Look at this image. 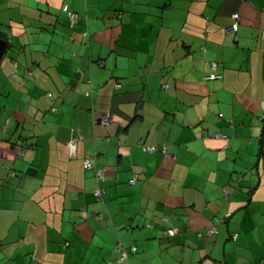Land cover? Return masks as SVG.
Instances as JSON below:
<instances>
[{
    "label": "crops",
    "instance_id": "obj_1",
    "mask_svg": "<svg viewBox=\"0 0 264 264\" xmlns=\"http://www.w3.org/2000/svg\"><path fill=\"white\" fill-rule=\"evenodd\" d=\"M0 39V264H264V0H0Z\"/></svg>",
    "mask_w": 264,
    "mask_h": 264
},
{
    "label": "built area",
    "instance_id": "obj_2",
    "mask_svg": "<svg viewBox=\"0 0 264 264\" xmlns=\"http://www.w3.org/2000/svg\"><path fill=\"white\" fill-rule=\"evenodd\" d=\"M63 10L67 11L68 16L70 17V20H71L70 23L73 24L78 15L75 12L69 10V8L66 4L63 6ZM232 17H233L234 21L228 27H226V31H228V32H235L237 30V27H238L239 13L237 11H234L232 13ZM216 65H217L216 62H211V69L214 70L216 68ZM218 77H220V74H218L215 71H211L206 76V78H208V79H213V78H218ZM263 105H264V102H263ZM53 110H56V108L53 107ZM220 116H221V114H220ZM98 121L101 125L108 126L112 121V115L110 113H103V114H101ZM215 136L216 137H224V135L222 133H216ZM79 140H80V137L75 136V137L69 138V140L67 141L69 153H70V156H72V157H75L77 155ZM103 140L106 142L108 140V138L105 137V138H103ZM139 143L144 150L149 151V152L158 151V150H160L162 153H165V154L166 153L168 154V152H169L167 149L166 143H163L161 146H158L155 144H146V143H143L142 141H140ZM19 153L22 154V151H20ZM83 166L85 168H94L95 177H96V180L98 182H102L105 179L107 169L105 167H97L95 165V163L91 160V158H85L83 160ZM137 177H138L137 174L133 173L131 178L129 179V182L131 184H135L137 181ZM102 190H103V188L101 186H98L94 191L95 196L100 197ZM229 215H230V213H227L226 217H228ZM101 217H102L101 214L98 215V218H101ZM218 220L219 219H217V222H218ZM176 231L177 230L175 228L169 227L166 229V234H167V236H173L176 233ZM207 233L208 234H217L218 233L217 225L215 224L211 228H209L207 230ZM235 237H236V234H234V238ZM131 251L135 252L136 246H132ZM127 254H128V252L123 250L120 253V258H124L125 256H127ZM257 264H262V262H258Z\"/></svg>",
    "mask_w": 264,
    "mask_h": 264
},
{
    "label": "water",
    "instance_id": "obj_3",
    "mask_svg": "<svg viewBox=\"0 0 264 264\" xmlns=\"http://www.w3.org/2000/svg\"><path fill=\"white\" fill-rule=\"evenodd\" d=\"M7 49V42L0 39V58L4 55Z\"/></svg>",
    "mask_w": 264,
    "mask_h": 264
},
{
    "label": "trees",
    "instance_id": "obj_4",
    "mask_svg": "<svg viewBox=\"0 0 264 264\" xmlns=\"http://www.w3.org/2000/svg\"><path fill=\"white\" fill-rule=\"evenodd\" d=\"M65 4H66V3H64V4L62 5V7H61L62 10H63V6H64ZM66 5L68 6V4H66ZM68 8H69V6H68ZM69 10H70V9H69ZM63 11L66 12V14L68 15L67 11H65V10H63ZM71 11H72V10H71ZM77 17H78V16H77ZM77 17H76V18H77ZM68 18H69V23H70V21H71V20H70V17L68 16ZM75 20H76V19H75ZM74 23H75V21H74ZM74 23H73V24H74ZM73 24L70 23L71 26H72ZM29 73H30V72H29Z\"/></svg>",
    "mask_w": 264,
    "mask_h": 264
}]
</instances>
